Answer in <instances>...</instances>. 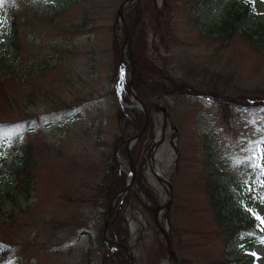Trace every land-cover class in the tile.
Listing matches in <instances>:
<instances>
[{
  "label": "rangeland",
  "instance_id": "1",
  "mask_svg": "<svg viewBox=\"0 0 264 264\" xmlns=\"http://www.w3.org/2000/svg\"><path fill=\"white\" fill-rule=\"evenodd\" d=\"M122 1L0 4V76L7 78L0 120L32 117L2 138L30 141L35 157L29 194L11 183V166L0 157V259L6 253V264L117 258L100 241L109 205L88 197L105 175L115 185L124 180L120 190L125 186L131 173L126 142L142 125L143 112L127 88L130 66L122 74ZM7 5L15 10L16 32ZM247 8L238 19L236 12ZM125 15L134 89L144 94L151 120L132 148L131 189L114 196L112 217L118 209L120 224L113 232L127 240L136 264H264V225L252 214L264 216V176L244 151L264 140V0H134ZM222 18L239 22L256 46L236 31L215 34ZM151 79L163 82L148 89ZM257 89L262 94L248 92ZM2 147L10 151L7 143ZM208 175L226 192L224 212L230 207L233 222L250 221L252 229H222L206 193Z\"/></svg>",
  "mask_w": 264,
  "mask_h": 264
},
{
  "label": "trees",
  "instance_id": "2",
  "mask_svg": "<svg viewBox=\"0 0 264 264\" xmlns=\"http://www.w3.org/2000/svg\"><path fill=\"white\" fill-rule=\"evenodd\" d=\"M204 1H206V0H204ZM6 2H7V0H5V3ZM248 4H250V1L248 2ZM6 8L10 14L9 18L10 17L13 18L11 24H12L13 31L16 32L17 19H16V15H15V10L8 5L6 6ZM249 9L250 8H247L243 12L237 11L236 17L239 19V17L241 15L242 16L245 15V13H247L249 11ZM238 23L239 22L235 23L234 21H232L229 18H222V20L212 30L215 34H221V35L229 33V32L233 33L236 31L237 33H240L244 39H247L253 46H256V39H255L254 35L252 33H249L246 30L241 31L240 29H238ZM261 26H263V25L261 24ZM6 80H7L6 77L3 78L2 76H0V86ZM151 81H152L151 85L149 87H147L148 89H152L153 87H159L163 82L162 80H153V79H151ZM213 88L216 89V87H213ZM137 90H138V85H137ZM167 90H168L167 85H164L163 87H161V91L165 92V94H168ZM248 92L255 93L256 96L258 95V93L262 94L261 89H257L254 91H248ZM4 94L5 93H3V96H4ZM138 95L144 100V98H145L144 94L138 93ZM4 98L7 100L8 106L14 107L13 103L10 102L9 99L6 98V96ZM248 98H252V97H248ZM253 98H256V97H253ZM228 103H231V101H228ZM228 103L223 101L221 104L224 105V104H228ZM231 104L235 105V104H242V103H231ZM149 111H150V109H149ZM20 113H22V112L20 111ZM23 116H27V115L23 114ZM23 116H20L18 119H11V120H7V121H1L0 120V157L5 155L7 157L6 162H9V163H7V167L11 166L9 168L12 170V173H13V176H11V178H10L11 183L15 184L17 187H20L22 194L24 192L29 194L30 191L32 190L33 186H34V183H35L33 181L35 179L34 174H33V165L31 164V161H33L35 159V157L31 156L32 144L30 141H26V140L25 141H20V140L14 141L13 137H9L7 139L2 138L7 132H12V131L18 129L20 126H25L26 122H29V120L32 119L31 115L29 117H23ZM142 119H143V121H142ZM144 120H145V116L143 114L142 116H140V123L142 125H140L136 129L137 132H139L140 129L142 128V126L144 124ZM4 143L8 144L9 149H10V151H8L9 153L3 152L4 148L2 147V145ZM19 147H20V149L17 150ZM109 179H110V177H107L105 175L102 183L98 184V186H97V192L91 194L90 197H88V200L93 201L95 203H98L100 207H104V205H106V207H107L109 205V202L111 201L112 196L116 192H118L120 190V188L124 185V180L118 182L115 185L113 182H109ZM205 186H206V193H207L208 199H209L210 203L213 205V209L215 212V218L219 222V224L221 225L222 229L225 232L228 231V232L233 233V234H240V233L242 234L243 233L242 230H246L250 227L251 223L248 220H254V219H250L248 217V215L243 217L244 220H246L248 222L245 223L244 221H240V223H234L233 222V213L232 214L227 213V212H230V207L228 208L229 211L224 212L223 203H225V204L227 203V197L225 195L226 192L221 190L219 183H216V180L211 175L207 176ZM3 191H4V189H3ZM1 197H2V195L0 194V198ZM149 201L152 204L151 207L154 210V212H157L158 206L155 204L156 201L154 199H151ZM105 212L107 215V211L102 212V214H104ZM166 215L168 216L169 213H167ZM240 215L241 214L238 213L237 216H240ZM103 224H104L103 222L100 223V226H101L100 230H102ZM119 224L120 223H119L118 219L114 220L110 224L109 234H108L109 238L127 245L126 239L122 238L119 235H115V233L113 232V229L116 226H118ZM157 225L159 227H162V225L159 222L157 223ZM250 228L252 229V227H250ZM162 229H163V227H162ZM163 232H164L165 237H166L165 241H171L172 240L171 234L168 232H165L164 229H163ZM249 236L251 238L254 237L251 234H249ZM100 241L103 243L105 242L102 239L101 235H100ZM119 249H120V247H114L113 254H116L117 258H113L112 254L110 253V255H111L110 259L113 261L109 262V264L110 263L111 264H129V259L127 258V255L126 256L122 255L124 253V251H119ZM169 252L172 253L173 251H169ZM6 263H7V256L5 253V255L3 254L1 259H0V264H6Z\"/></svg>",
  "mask_w": 264,
  "mask_h": 264
},
{
  "label": "water",
  "instance_id": "3",
  "mask_svg": "<svg viewBox=\"0 0 264 264\" xmlns=\"http://www.w3.org/2000/svg\"><path fill=\"white\" fill-rule=\"evenodd\" d=\"M131 1H133V0H123V2L120 4L119 9H118V20L121 23V25L123 27V31H124V43H123L124 60L123 61H124V64H129L131 71H132V74H131V77L129 80L130 81L129 82V88H130L131 92L133 93L134 98L137 102L136 106L138 108L142 109L144 114H145V123H144L143 128L141 129V131L138 134L134 135L133 137L129 138V140H127L126 150H127V158H128L129 165L131 168V175H130V179L127 182L126 187H124L120 191V193H128L130 188H131L132 183L134 182V178L136 176V167H135V163H134L133 158H132L131 148L142 137V135L146 131V129L149 125V121H150V114H149L146 103L141 98H139L133 90V75H134L135 68L133 65V59H132V53H131V36H130V31H129V28L127 25V21L125 18V13H124V9H125L126 5L128 3H130ZM111 208H112V204L110 205V208H109L108 217L105 220L102 236H103L104 240L108 244L111 245V248L113 245L116 244V245L123 246L126 250L129 251L127 246H125V245H123L117 241H112L107 236L108 226H109V222H110L109 220H110V216H111ZM129 257H130V264H134L133 256H132L131 252H129Z\"/></svg>",
  "mask_w": 264,
  "mask_h": 264
},
{
  "label": "snow or ice",
  "instance_id": "4",
  "mask_svg": "<svg viewBox=\"0 0 264 264\" xmlns=\"http://www.w3.org/2000/svg\"><path fill=\"white\" fill-rule=\"evenodd\" d=\"M3 3V0H0V4ZM245 152L249 153L247 157V162L253 170H258L259 176H264V140L257 141L255 143H250L247 149H244ZM260 186L264 187V180L259 181ZM264 199V198H262ZM251 212L252 210L249 209ZM256 220L260 222L261 225H264V216H261L255 212H252Z\"/></svg>",
  "mask_w": 264,
  "mask_h": 264
}]
</instances>
